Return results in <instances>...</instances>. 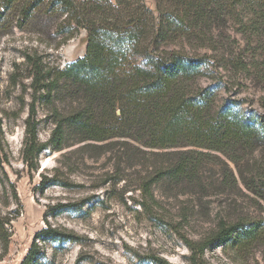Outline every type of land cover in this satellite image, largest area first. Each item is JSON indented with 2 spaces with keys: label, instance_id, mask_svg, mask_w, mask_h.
<instances>
[{
  "label": "rangeland",
  "instance_id": "1",
  "mask_svg": "<svg viewBox=\"0 0 264 264\" xmlns=\"http://www.w3.org/2000/svg\"><path fill=\"white\" fill-rule=\"evenodd\" d=\"M61 20L0 25V264H21L48 225L73 238L39 242L34 264H264V238L244 251L215 238L222 221L264 227V146L237 151L236 160L205 158L203 185L159 181L148 190L155 162L166 159L161 153L72 134L55 149V122L71 101L54 105L44 97L35 62L52 72L83 56L87 45L84 30L61 44ZM237 29L231 27L225 51L199 50L214 55L199 83L213 86L219 101L264 115V38L251 41ZM29 129L50 142L33 162L24 153Z\"/></svg>",
  "mask_w": 264,
  "mask_h": 264
},
{
  "label": "trees",
  "instance_id": "2",
  "mask_svg": "<svg viewBox=\"0 0 264 264\" xmlns=\"http://www.w3.org/2000/svg\"><path fill=\"white\" fill-rule=\"evenodd\" d=\"M153 1L154 9L147 0H0V25L24 28L41 16H61V44L86 32V53L65 67L44 72L35 62L44 97L54 105L60 98L71 101L55 122V149L62 150L70 134L122 146L133 141L166 157L155 162L145 190L159 181L203 185L205 158L220 153L236 160L237 151L264 146V115L219 101L213 86H201L214 55L199 50L225 51L232 26L251 41L264 38V0ZM68 127L76 132L66 133ZM3 134L0 122V143ZM50 142H39L29 129L25 160L33 162L34 152ZM72 238L51 225L42 228L21 264L39 261V242ZM215 238L244 251L264 238V227L222 221Z\"/></svg>",
  "mask_w": 264,
  "mask_h": 264
},
{
  "label": "water",
  "instance_id": "3",
  "mask_svg": "<svg viewBox=\"0 0 264 264\" xmlns=\"http://www.w3.org/2000/svg\"><path fill=\"white\" fill-rule=\"evenodd\" d=\"M118 113H120V111H118Z\"/></svg>",
  "mask_w": 264,
  "mask_h": 264
}]
</instances>
